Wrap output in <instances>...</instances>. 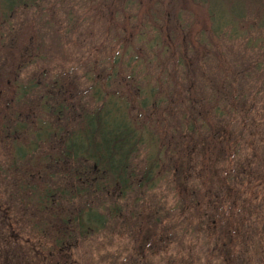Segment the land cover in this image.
Returning <instances> with one entry per match:
<instances>
[{"label":"trees","instance_id":"trees-1","mask_svg":"<svg viewBox=\"0 0 264 264\" xmlns=\"http://www.w3.org/2000/svg\"><path fill=\"white\" fill-rule=\"evenodd\" d=\"M1 2L6 16L16 0ZM261 50L216 57L215 81L204 74L207 57H176L184 86L175 82L179 91L161 99L160 89L140 91L132 75L108 72L100 88H88L98 104L91 111L73 107V73L41 71L43 86L32 79L16 87L0 116V136L14 145L8 165H0V193L14 190L9 208L0 207V264H90L84 247L93 244L101 264H264ZM250 70L261 75L252 84ZM136 95L142 99L130 116ZM40 110L48 122L36 124ZM153 117L156 134L146 128ZM145 142L155 151L136 172L132 161Z\"/></svg>","mask_w":264,"mask_h":264},{"label":"rangeland","instance_id":"rangeland-1","mask_svg":"<svg viewBox=\"0 0 264 264\" xmlns=\"http://www.w3.org/2000/svg\"><path fill=\"white\" fill-rule=\"evenodd\" d=\"M0 7L4 8L2 2ZM262 46L264 7H257L254 0H16L8 15L0 14V116L2 104L12 103L17 88L26 85L28 80L38 79L42 86L45 84L47 79L40 76L41 71L76 75L67 79L74 86L70 85L73 107L91 111L98 104L88 99V88L95 82L93 87L100 88L108 72L125 77L132 75L140 91L160 89L157 97L161 99L164 93L179 91L175 82L177 86H184V70L179 68L183 62L176 57H207L209 62L204 74L207 80L215 81L220 74L216 57H234L237 51L240 57L259 56ZM166 57L175 58L169 61ZM92 74H98V79L90 82ZM258 76L261 75L257 71L250 70L251 84ZM194 77L193 80L201 83L198 72ZM34 91L29 92L30 98L38 96ZM55 94L64 97L58 88ZM140 99L142 96H135L132 103L136 111L130 116L137 114ZM44 114L41 110L35 113L36 124L48 122ZM162 119L169 120L167 112ZM2 120L0 125L5 123ZM29 123L23 120L22 124L25 127ZM146 128L155 134V128L159 130L154 117ZM172 130L165 132L166 138ZM22 134L23 130L17 135L22 137ZM22 139L19 138L21 144ZM13 147L0 136L1 167L10 162ZM154 151L155 147L146 142L139 148L132 161L136 172L145 167ZM40 155L41 152H36L32 157L38 159ZM32 159L22 169L28 168ZM3 187L0 207L7 209L14 190L13 185ZM161 197L166 202L172 199L167 192ZM10 215L12 220H17L15 212ZM103 244L109 245V242ZM104 248L99 250L110 251ZM84 251L90 264L103 261L94 244L86 245Z\"/></svg>","mask_w":264,"mask_h":264}]
</instances>
